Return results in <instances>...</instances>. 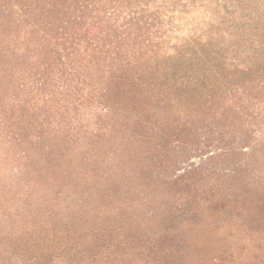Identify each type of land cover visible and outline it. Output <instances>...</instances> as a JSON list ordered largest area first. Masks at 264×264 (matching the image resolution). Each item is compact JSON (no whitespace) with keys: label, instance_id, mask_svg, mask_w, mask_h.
I'll list each match as a JSON object with an SVG mask.
<instances>
[{"label":"trees","instance_id":"1","mask_svg":"<svg viewBox=\"0 0 264 264\" xmlns=\"http://www.w3.org/2000/svg\"><path fill=\"white\" fill-rule=\"evenodd\" d=\"M209 195L264 200V0H0V264L148 252Z\"/></svg>","mask_w":264,"mask_h":264},{"label":"rangeland","instance_id":"2","mask_svg":"<svg viewBox=\"0 0 264 264\" xmlns=\"http://www.w3.org/2000/svg\"><path fill=\"white\" fill-rule=\"evenodd\" d=\"M234 197L217 199L209 195L204 211L194 214L192 222L185 225L165 224L163 219L153 228L160 232L155 240L158 247L148 252L136 250L135 256H126L122 250L119 256H106V264H264V200L254 206L243 199L233 201ZM236 221L238 224H234ZM163 223V230L158 231ZM132 229L128 227L126 235ZM137 243L149 244L144 236ZM134 245L129 241L126 247Z\"/></svg>","mask_w":264,"mask_h":264}]
</instances>
